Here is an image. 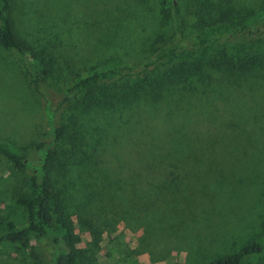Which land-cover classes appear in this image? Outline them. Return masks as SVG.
Returning <instances> with one entry per match:
<instances>
[{"label":"rangeland","instance_id":"374dc122","mask_svg":"<svg viewBox=\"0 0 264 264\" xmlns=\"http://www.w3.org/2000/svg\"><path fill=\"white\" fill-rule=\"evenodd\" d=\"M203 1L233 5L244 23L264 16V0H12L18 37L53 67L33 88L0 45V143L31 157L45 127L43 98L50 100L64 129L50 180L72 220L73 246L86 256L75 264H195L264 241V65L125 100V81L146 85L177 62L219 49L263 51L264 20L235 34L230 23L199 26L194 6ZM157 34L175 44L162 58L152 50L163 45ZM197 38L214 40L192 45ZM113 65L134 69L101 82L88 108L80 105L85 93L63 92ZM28 174L0 156V232ZM11 216L18 227L26 222L18 210ZM44 248L2 242L0 264H48ZM242 264H264V253Z\"/></svg>","mask_w":264,"mask_h":264},{"label":"trees","instance_id":"16d2710c","mask_svg":"<svg viewBox=\"0 0 264 264\" xmlns=\"http://www.w3.org/2000/svg\"><path fill=\"white\" fill-rule=\"evenodd\" d=\"M203 2L205 3L202 5L194 6L195 24L199 26L230 23L235 25L232 31L235 34L251 29L264 20L263 16L257 18L253 23H244L239 11H236L233 5L221 8L213 2ZM171 8L178 33L177 41H181L184 37L177 5L172 3ZM156 40L161 41L163 45L153 46L152 50L155 49L154 58H162L175 50V44L172 42L165 44L162 35L157 34ZM213 40L197 38L190 43L192 45L206 44ZM0 45L14 53L27 74L28 83L33 88H38L43 77L52 69L53 65L47 62V66L45 56L37 51L34 45H30L18 37L14 27L12 0H0ZM34 60H37L40 69L33 67ZM263 65L264 49L262 52L237 56L228 54L225 49H219L206 58L177 62L164 72L156 74L153 80L146 85H144L145 80H138L134 83L125 81V100L145 94L144 91L149 87L150 92L156 93L157 91L158 93L164 85L181 83L187 79H194V77L204 81L209 80L212 73L215 72L243 74ZM133 69L128 65H113L95 70L77 77L63 89V92L72 95L85 93L86 99L80 102V105L83 108H88L100 94V91L97 90L101 82L112 81L121 76L123 71L127 72ZM160 97L159 94L156 95V99ZM42 108L45 127L39 132L37 140L32 145L33 155L31 157L20 154L8 145L0 143L1 157L12 164L14 168L29 171L24 185L12 198L3 230L0 232V243L14 242L25 247L28 240L32 239L45 247L48 264H75L78 257L86 259V256L79 255L81 251L73 246L76 237L73 233L72 220L65 214L63 203L54 192L50 180V172L57 159L56 145L62 137L64 129L62 125L56 124V109L50 108V100L46 97L43 98ZM14 210L20 211L25 217L26 222L19 227L11 216ZM261 253H264V241L251 238L230 253L195 264H242L248 257Z\"/></svg>","mask_w":264,"mask_h":264}]
</instances>
